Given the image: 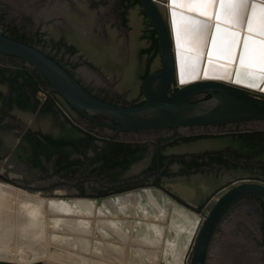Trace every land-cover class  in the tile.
Wrapping results in <instances>:
<instances>
[{
  "label": "flooded vegetation",
  "instance_id": "flooded-vegetation-1",
  "mask_svg": "<svg viewBox=\"0 0 264 264\" xmlns=\"http://www.w3.org/2000/svg\"><path fill=\"white\" fill-rule=\"evenodd\" d=\"M8 1L12 2L13 4H17L16 0L0 1V4L2 5L0 8L2 10L13 13L16 12L13 16L14 19L19 17V13L21 15L27 14V16H29L32 20H35L36 18L40 19L41 31L40 33H37L38 37H36L34 41L29 39L25 33L20 34L23 32H20L19 29V32L10 31V33L6 35L13 39L36 46L41 51L45 52L47 55L60 63L63 67H65L72 75L76 76L90 92L102 99L113 102L111 99L96 94L84 83L83 75L81 76V73L83 72L82 67L85 65V67L95 71V67L93 65L94 60H98V62L100 61L101 64L103 62V64H106L107 67L110 66L113 69L116 67H119L118 69L126 67L128 65L130 56L125 57V51H132L130 47H133V40L137 37L135 36V38L133 37L130 40V32L122 31L123 34H121L119 30L122 27L126 28L129 26H131L129 30L133 28V26L129 24V21H136V17L138 18L140 15H142V22L144 23L143 36L147 38L148 44L146 46L137 45L135 48L133 47V55H145V67L144 70L139 74L141 79V76L144 74L146 68H148L149 71L152 70L151 63L158 53L155 54L153 50L149 52H142V49L150 47L153 43V39L151 37L153 27L147 15L143 11L139 0H19L21 3L27 4H23V7H16L12 3L8 5ZM44 24L45 27L43 26ZM50 24L53 25L52 29L47 27V25ZM1 33L5 34L4 32ZM110 49L112 50V54L114 53L113 56L109 52ZM85 55L91 57L92 61L88 59L87 61L85 60V62H81V59H83ZM150 57L151 59L149 60ZM117 64L119 66H117ZM27 69L32 70L34 68L30 67L23 59L17 56L0 53V76L9 82L8 93L4 94V92L0 91V179H5V181H12V179L15 178L18 179L20 176L19 173H16V171H22L23 168H26L28 165H34L31 160V157L35 152L33 148H38L37 140H43L44 135H50L55 139L69 142L62 146H60L61 142H59V145L57 146L52 157L55 156L56 163L58 164L68 161V163H70L72 166H76L77 161L80 160V158L77 157L78 153L82 155L81 150L83 151V149L87 146V141L82 139L84 133L87 132L92 136L90 132L82 130L80 127L75 125V123H62L59 121V119L57 122L59 126H61L62 131L58 130V133L52 131L51 126L47 132H44L40 131L39 129H35L32 127V125H28V114L31 115L34 112L32 123L38 126V120L45 119L46 116L49 117L50 121L53 123L54 120L57 119L56 114L60 111V109L57 105V107H54L56 112H40L39 107L44 100H40L39 98L35 97V95L37 92L44 90V88L41 87V84L44 86L43 83L40 84V90H38L35 94L27 87L16 88V84L18 82L23 84V79L26 77L19 76L17 81H13L15 75H17V72ZM88 74L93 73L89 72ZM54 90L55 89L53 88V91ZM54 92L57 93L56 90ZM49 94L52 95L51 93ZM29 95L31 102L34 103L35 100H39L37 107L28 109L27 107L22 106L24 102L26 103L23 96ZM52 96H54L56 99V105L59 100L54 94ZM195 99L197 98H193L192 100ZM141 101L142 99L136 103ZM13 110H15V112H20V114H17L16 116L13 115ZM72 110L78 113L73 108ZM22 114L27 116L23 118ZM87 121L111 131L107 139H105L103 142L101 149L96 152L94 157H92L91 162H94L92 163L93 165L96 166V164L102 163V160H96V157L108 143L118 144L117 147H111L112 151H115L117 154V156L114 158V160L117 161L123 160L124 157V147L120 143H131V148L134 149L133 153L131 154L134 155L135 160L128 166V168H123V166L117 164L113 165L108 170V173L106 172L107 174H112L111 183H114L115 187L113 186L105 191L95 193V195L98 196L108 194V191L114 193L115 191L129 188L128 185L119 183L122 177L121 174L138 165L139 167L141 166V169H143L141 173H138L140 175V179L155 174L157 178L152 181L153 184L164 187L161 182L164 179L173 182V179L184 177L189 181H192V179L194 181L193 177H196L197 173H195V176H192L190 172H193L196 170V168H198V165H200L198 163H202V166L205 164L208 165L210 162H217L218 165H227L228 159H222V156L227 158L226 156L235 154L229 153L224 149L220 151L216 148H211L205 153L204 149L199 148V144L205 142L215 143V140H218L220 137L212 136L210 134L186 135L182 132V128H195L201 126L205 127L210 125L177 127L176 135L171 136L174 132V129L173 127L169 126L146 130L117 131L114 128L108 126L98 125L88 119ZM69 126H72L71 128H73V130L71 132H73V134L66 133ZM130 132L145 134V139L140 135H138L136 139L131 138V140L119 136V134ZM29 136H31V139L28 138ZM165 138L167 139L165 140ZM28 145H30V148H28ZM108 151L109 150L106 147L105 152L107 153ZM41 156L43 155H40V157ZM102 168H106V166H102ZM13 171L15 172L13 173ZM220 176L221 175L219 173L216 177L213 175V177L217 180H220ZM137 180L138 179H136V182L135 180L132 181V183H137ZM212 181H215V179L211 180L207 178L206 182L208 185H210ZM235 181H237V179L229 183L227 182L219 189L225 188ZM171 194L174 195V198H178L177 194L174 192ZM246 200L250 201L252 205L250 211L253 215L252 220L255 223L251 224L255 226V230L259 232L261 240V224L263 223L264 218V205L261 201H257L252 196L242 199L237 205H240ZM198 203L199 202H197V204ZM241 223L245 224L244 222ZM243 229L245 228H241L240 226L235 233L231 231V237H236V239L233 240V245L239 244L237 241H240V243L244 241L245 243L256 238V231L251 230L250 232L248 231V233H243ZM220 230H223L222 227H220L218 233ZM250 256L251 255L247 252L241 251L239 253H235L226 264H264L263 252L259 255L260 263H257L256 258L254 259V257L251 258ZM220 258L222 257L220 256ZM251 261L253 263H251Z\"/></svg>",
  "mask_w": 264,
  "mask_h": 264
},
{
  "label": "rangeland",
  "instance_id": "rangeland-1",
  "mask_svg": "<svg viewBox=\"0 0 264 264\" xmlns=\"http://www.w3.org/2000/svg\"><path fill=\"white\" fill-rule=\"evenodd\" d=\"M0 1H6V0H0ZM10 1L7 2L8 5H10ZM17 4H13L16 7H23L24 5H27L25 3H21L19 0H16ZM158 7L162 10V13L167 15L168 19V11L166 9V5L164 1H157ZM0 6H2L0 4ZM16 12H7L0 8V31L4 32L5 34H9L10 31H18L20 30V34H26V36L34 41L36 37H38L37 33H40V22L41 20L36 18L35 20H32L29 16L21 15L19 13V17L17 19H14V14ZM136 17V16H135ZM45 19V18H44ZM143 18L142 15L136 17V21L130 20L129 24L133 26L129 30V27H122L119 31L122 33V31L130 32V40L131 38H135L133 47L135 48L137 45H147L148 41L147 38L143 36V28L144 23L142 22ZM45 27V24L43 25ZM14 27V28H12ZM43 27V28H44ZM48 28L52 29L53 25H47ZM19 32V31H18ZM15 33V32H14ZM133 33V35H132ZM126 47L125 45H123ZM133 47H130L132 51L127 52L125 51V57H129V62L126 67H123L122 69H118L119 67H116L115 69L111 68L110 66L107 67L106 64H101V62L98 60L93 61V65L95 67V71L92 69L85 67L83 65V72L81 73V76L83 75V81L84 83L90 87L91 90H93L96 94L102 95L105 98L113 100L115 103L120 104H134L137 101L142 99L141 90H140V81L141 78L139 77V74L144 70L145 67V55H133ZM121 49V48H120ZM126 49V48H125ZM109 52L112 54V50L110 49ZM104 55L103 53H101ZM121 54V53H120ZM91 60V57L84 56L83 59H81V62H85V60ZM8 66V65H6ZM117 66H119L117 64ZM161 66V60L159 53L155 56L154 60L151 63V69H158ZM93 74H88V73ZM80 76V75H79ZM141 76V75H140ZM4 80V81H3ZM8 81L0 76V91L4 92V94L8 93L9 85ZM41 87L44 88V90H41L36 93L35 97L39 98L40 100H44L46 95V92L54 94L55 97L59 100L57 104L55 105L60 109V111L56 114L57 119L54 120L52 123L50 121L49 117H45V119H40L39 125L36 126L34 123H32V119L34 117V112L29 115L28 114V125H32L35 129H39L40 131L47 132L49 127H52V131L58 133L61 130V126H59L57 120L59 118L66 117L69 119L70 122L75 123L78 127H80L84 131H88L92 134V137L94 139L90 142H86L87 146L83 149L82 155L78 153L77 157L80 158L79 161H77L76 166H72L68 161L62 162L60 164L56 163L55 156L51 157L50 159L44 158V156H41V165L36 167L34 165H28L26 168H23L22 171H16V173H19L18 179H12V181H5V179H0L2 182H9L11 184H14L16 188L19 190L31 192V193H39L43 196H51L54 192L62 196L64 198H74V197H81V198H90L94 199L97 202L100 200H104L106 198H111L116 195H121L124 193H128L130 191H135L141 188H152L158 190L162 195L166 196L173 202H175L177 205L182 206L185 209H188L200 216L204 219L211 202H213L216 198V196L225 188L219 189L220 187L224 186L227 182H231L236 179H250V180H257L264 182V124L261 123L260 125L254 124L251 121H242V122H233V123H226L221 124L217 126H205V127H195V128H182V132L186 135L191 134H206V135H212V136H218L220 137L218 140H215V143L211 142H205L200 143L199 148L204 149V152H208L211 148H216L220 151L223 149L229 153H236L238 151L240 157H233V155L226 156L227 158L222 156V159H228L227 165H218L216 163H211L205 166H200L199 168H196L193 172L191 171V175L195 176L200 175H215L218 176V173L221 175L220 180L218 182L212 181V183L208 186L206 189V196L202 197L197 204V202L193 201L190 202V194L188 193V189H190L188 186H184V184L181 182L182 179H173L172 181H167L164 179L162 182L163 186H156L153 184V180L157 178L155 174L147 176L145 178H139V174L141 173L143 169H141L138 166L133 167L131 170L125 171L122 173V177L119 181V183L128 185L129 188H126L124 190L115 191L114 193H111L108 191V194L105 195H95V193L100 191H105L110 187L114 186V183H111V173H108V170L101 171V163L93 165V161L91 162L92 157L95 156L96 152L101 149V146L103 145V142L107 137L109 136V133L111 131L99 127L95 124L90 123L72 110L71 106L66 103L59 94L55 93L53 91V87L49 84L42 85ZM176 85L172 84V89L175 88ZM261 96V95H259ZM57 109V108H56ZM58 110V109H57ZM13 115H19L20 112H15V110L12 111ZM36 115V114H35ZM23 118H25L27 115L22 114ZM9 118V117H8ZM62 118V119H63ZM10 120V119H9ZM69 123V122H68ZM8 126V125H6ZM72 126H69L67 128L66 133H72L73 128ZM59 130V131H58ZM138 135L142 136L144 139L146 136L145 134H137V133H123L119 134V136H122V138H127L128 140L136 139ZM243 137V138H242ZM248 138H251L252 143L254 144L253 148L249 147V141ZM16 140V139H15ZM28 148H30V145H28ZM230 150V151H229ZM245 153H249L250 156L247 157ZM76 157V158H77ZM17 168V167H16ZM19 168V167H18ZM15 171H13L14 173ZM107 172V173H106ZM136 172V173H135ZM189 173V174H190ZM23 175V176H22ZM137 180V183L136 182ZM132 183V181H134ZM205 179L204 181H206ZM232 182V184L236 183ZM132 185V186H131ZM115 187V186H114ZM187 189H186V188ZM59 191V192H58ZM174 192L177 194V199L174 198V195L171 193ZM62 195H61V194ZM201 203V204H200ZM251 203L250 201L246 200L245 202L241 203L240 205H237L228 215L226 224L222 226L223 230H220V232L216 235V239L218 240L220 236L223 234V231L228 228V230H231L232 232H236L239 227L245 228L243 229V233L251 230L256 231V238L247 243V245H243L244 248H251V243H255L256 240V246L261 248V240H260V234L257 230H255V226H253L251 223L253 222V215L251 213ZM240 213V214H239ZM231 216V217H230ZM255 218V216H254ZM257 220V216H256ZM244 222L245 224L241 223ZM240 223V224H239ZM239 224V225H237ZM11 225V224H10ZM9 224H1L0 226V242H8L10 244V247L12 249H15V243L17 244V230H15L13 227H11ZM233 226V227H232ZM5 227V228H4ZM10 227V228H9ZM11 230H7V229ZM15 231V232H14ZM231 233V232H230ZM16 237V238H15ZM236 239V237H234ZM16 239V240H15ZM114 240V239H112ZM216 240V241H217ZM15 241V242H14ZM240 243V241H237ZM116 243V241H115ZM118 243V242H117ZM121 244V247L124 248L123 251H127V246L125 244ZM254 246V245H252ZM255 247V246H254ZM43 248L53 254H57L65 252H72L70 250H62V249H55V247H47L43 246ZM151 246H146L145 249L150 252L149 256L152 257L150 260L154 264H164L162 259L160 258L161 250L160 249H152ZM241 248L240 250H242ZM239 250V251H240ZM52 251V252H51ZM43 252V251H42ZM57 252V253H56ZM153 252V254H152ZM50 253H45L46 259L53 260L55 264H72L66 262L65 259L61 257H49ZM127 254V252H125ZM125 254V255H126ZM152 254V255H151ZM235 254L227 255L226 259L219 257H215L212 254L210 255V264H226ZM257 254V253H256ZM42 256L41 254H39ZM257 259L259 258L257 255H255ZM262 256V255H261ZM55 259H54V258ZM63 257L68 258V260H72L69 255ZM86 257V256H85ZM57 258V259H56ZM60 258V259H59ZM91 260V257H89ZM160 258V259H159ZM65 261H63V260ZM159 259V260H158ZM62 260V261H60ZM149 260V258H148ZM154 260V261H153ZM156 260V261H155ZM91 262V261H90ZM88 262V263H90ZM148 262V261H147ZM156 262V263H155ZM213 262V263H211ZM92 264V263H91Z\"/></svg>",
  "mask_w": 264,
  "mask_h": 264
},
{
  "label": "water",
  "instance_id": "water-1",
  "mask_svg": "<svg viewBox=\"0 0 264 264\" xmlns=\"http://www.w3.org/2000/svg\"><path fill=\"white\" fill-rule=\"evenodd\" d=\"M139 1L155 30L161 60L158 69L150 70L141 79L142 101L139 103L120 104L94 95L76 76L45 52L1 32L0 53L23 59L79 114L98 125L108 126L117 131L169 126L173 127L174 132L171 136H174L177 127L181 126H211L242 121L264 124V94L214 78H192L189 82L181 83L178 53L172 47L173 33L167 15L165 17L155 0ZM213 35L214 27L209 33L199 75H204L206 64L211 57L209 52ZM245 35L246 33H243L241 42ZM238 59L239 53L237 61L233 63L232 77L236 75ZM173 83L176 89L172 92ZM207 94L210 96L205 98ZM193 98L197 99L192 100ZM7 184L14 186L9 182ZM249 196L264 205V182L240 178L216 196L188 245L184 254V264H210V255L218 245L216 239L218 230L226 224L228 214L235 206ZM262 252L264 253V218L258 254ZM49 260L22 262L0 258V264H54Z\"/></svg>",
  "mask_w": 264,
  "mask_h": 264
},
{
  "label": "bare ground",
  "instance_id": "bare-ground-1",
  "mask_svg": "<svg viewBox=\"0 0 264 264\" xmlns=\"http://www.w3.org/2000/svg\"><path fill=\"white\" fill-rule=\"evenodd\" d=\"M161 1L165 2L168 11L172 47L178 53L172 25V3L171 0ZM240 31L241 37L243 33L247 35L246 26ZM200 65L198 78H186H214L264 94V83L241 77L239 65L234 77L231 76L233 64L226 74L223 69L211 68L208 63L204 75H199ZM179 77L181 79V70ZM202 221V216L177 205L152 188H141L97 202L90 198H64L55 192L51 196L31 194L0 181V226L11 224L17 230L15 249L8 242H0V258L3 259L44 260L45 253L50 252L43 246L48 249L50 245L72 251L49 254V257H61L72 264H154L150 261L154 256L150 257V252L145 249L151 246L161 250L160 258L164 264H184V254ZM9 228L7 230H11ZM119 242L127 246V254ZM63 255H69L72 260Z\"/></svg>",
  "mask_w": 264,
  "mask_h": 264
},
{
  "label": "snow or ice",
  "instance_id": "snow-or-ice-1",
  "mask_svg": "<svg viewBox=\"0 0 264 264\" xmlns=\"http://www.w3.org/2000/svg\"><path fill=\"white\" fill-rule=\"evenodd\" d=\"M171 3L181 83L189 82L186 77L198 78L197 68L213 27L209 66L228 74L239 53V75L264 83V0H171ZM245 26L247 35L241 42L240 29Z\"/></svg>",
  "mask_w": 264,
  "mask_h": 264
},
{
  "label": "trees",
  "instance_id": "trees-1",
  "mask_svg": "<svg viewBox=\"0 0 264 264\" xmlns=\"http://www.w3.org/2000/svg\"><path fill=\"white\" fill-rule=\"evenodd\" d=\"M18 34V33H17ZM22 36V35H21ZM151 37L153 39V43L151 44L150 47L146 48V49H142V52H149L151 50H153V52L159 53V48H158V43H157V39L155 36V30L152 29V33H151ZM153 56V55H152ZM151 59V57L149 58V60ZM149 72V69L146 68L144 74L141 76L142 78ZM19 76L22 77H26L23 79V84L21 83H17L16 84V88H21V87H27L30 90H32V92L35 94L38 90H40V84L43 83L44 85L49 84L48 81L42 77L40 75V73L34 69L32 70H23L20 72H17V75H15L13 81H17V78ZM50 85V84H49ZM176 88H173L171 91L173 92ZM55 91V90H54ZM46 97L44 99V101L41 103L39 109L40 112H56V110H54L55 107V101L56 99L54 98V96L50 95L49 93H46ZM210 95H206L205 98H208ZM24 100L26 101V103L24 102L22 104L23 107H27L28 109H32L34 107H37V105L39 104V100H35V102H31L30 100V95L29 96H23ZM78 128V127H76ZM29 139H31V136L28 137ZM243 138V137H242ZM82 139H85L86 141H91L94 139V137H92L91 135H89L87 132L84 133V136ZM81 141V139H80ZM249 144L248 146L251 148H253V143L251 141V138H248ZM61 142V145H65L67 143H69L68 141H62L60 139H55L50 135H44L43 136V140L38 139L37 140V145L38 148L34 147L33 149L35 150L34 155H32L31 160L34 163L35 166H40L41 165V157L40 155H43L46 159H50L54 153L55 150L57 148V146L59 145L58 143ZM121 145H123V152H124V157L123 160L121 161H117L114 160V158L117 156V154L115 153V151L113 152L111 147H117V143H108L105 148H108V152H105V148L102 149V151L100 153H98L96 160H102L101 165L102 166H106V168H102L101 167V171H105L108 170V168H111L113 165H117L120 164V166H123V168H128V166L135 160L134 155H132L131 153H133L134 149L131 148L132 144L131 143H120ZM245 155L247 157H249V153H245ZM234 157H240L239 153H235ZM114 160V161H113Z\"/></svg>",
  "mask_w": 264,
  "mask_h": 264
},
{
  "label": "crops",
  "instance_id": "crops-1",
  "mask_svg": "<svg viewBox=\"0 0 264 264\" xmlns=\"http://www.w3.org/2000/svg\"><path fill=\"white\" fill-rule=\"evenodd\" d=\"M62 118H59L60 122H62V123L63 122H70L69 119H67L66 117H64L63 119ZM71 123H73V122H71ZM198 164H200V165H198ZM198 164L197 165L199 168L202 165V163H198ZM205 165H203V166H205ZM193 178H194V181H193V179H192V181H189L188 179H186L184 177L178 178V180H180V179L183 180L181 182L184 184V186H188L190 188V189H188V193L190 194V196H189L190 202H193V201L199 202L202 197L206 196L205 192H206V189L208 188L209 185L206 182L207 180L204 181L205 179H207V178H209L211 180L215 179V181L218 182V180L216 178H214L212 174L211 175L210 174L209 175L204 174V176L198 174V175H196V177H193ZM174 184H176V183H174ZM230 232H231V230H228V228L225 229V231H223V234L218 239V245H216L215 249L212 252V255L215 257L223 256V258L226 259V256L231 255L233 252L239 253L241 251H245L251 255L250 256L251 258L252 257H254V259L256 258L257 263H260L259 258L257 259V257L255 256V255H257L259 257V254H258L259 247H257L255 243H251L255 247L251 245V248H248V249L244 248L243 245L244 244L247 245L248 242L250 244L251 240H249L248 242H245V243L243 241L242 243L233 245L232 243H233V240H235V238L231 237ZM241 248H243V249L240 250ZM251 263H253V262L251 261Z\"/></svg>",
  "mask_w": 264,
  "mask_h": 264
}]
</instances>
